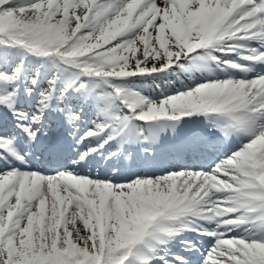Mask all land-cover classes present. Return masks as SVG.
Wrapping results in <instances>:
<instances>
[{
	"label": "snow or ice",
	"instance_id": "obj_1",
	"mask_svg": "<svg viewBox=\"0 0 264 264\" xmlns=\"http://www.w3.org/2000/svg\"><path fill=\"white\" fill-rule=\"evenodd\" d=\"M0 264H264V0H0Z\"/></svg>",
	"mask_w": 264,
	"mask_h": 264
},
{
	"label": "rangeland",
	"instance_id": "obj_2",
	"mask_svg": "<svg viewBox=\"0 0 264 264\" xmlns=\"http://www.w3.org/2000/svg\"><path fill=\"white\" fill-rule=\"evenodd\" d=\"M146 83H148V82H146Z\"/></svg>",
	"mask_w": 264,
	"mask_h": 264
}]
</instances>
